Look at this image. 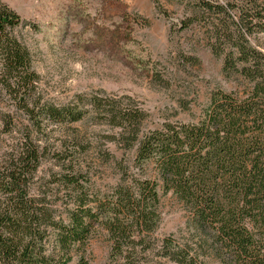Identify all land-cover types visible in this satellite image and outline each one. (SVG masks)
Masks as SVG:
<instances>
[{
    "label": "trees",
    "instance_id": "16d2710c",
    "mask_svg": "<svg viewBox=\"0 0 264 264\" xmlns=\"http://www.w3.org/2000/svg\"><path fill=\"white\" fill-rule=\"evenodd\" d=\"M193 14L182 29L203 19L223 73L246 90H216L198 121L146 130L149 114L129 96L43 101L31 53L15 33L26 23L0 0V88L14 109L0 113V264H89L88 246L100 230L110 241L107 264H205L206 253L222 264H264V52L251 42L264 34V0H199ZM91 114L113 129L109 141L134 151L133 163L117 162L119 180L106 191L90 184L91 143L81 132L73 131L64 150L42 140L48 124ZM47 156L59 170L37 192ZM161 192L186 209L187 241L156 239Z\"/></svg>",
    "mask_w": 264,
    "mask_h": 264
},
{
    "label": "rangeland",
    "instance_id": "374dc122",
    "mask_svg": "<svg viewBox=\"0 0 264 264\" xmlns=\"http://www.w3.org/2000/svg\"><path fill=\"white\" fill-rule=\"evenodd\" d=\"M2 1L26 23L15 33L31 53L39 75L37 92L43 101L65 105L78 102L81 96L87 104L96 94L129 96L148 112L145 129L149 130L164 122L198 121L216 90L240 94L246 90L240 78L223 73V58L207 45L201 17V25L182 29L199 0ZM216 1L224 4L230 0ZM251 42L264 52V34ZM0 111H14L12 100L1 88ZM47 128L42 140L52 150H64V144H71L69 136L75 130L91 143L90 184L97 191H106L118 182V161L133 163L134 151L109 141L106 136L113 129L99 122L96 114L82 122L48 124ZM107 150L113 159H105ZM58 170L56 160L47 156L34 191ZM147 171L154 173L152 166ZM161 195L156 239L172 236L187 241L191 228L186 209L171 193ZM109 251L108 235L100 230L88 246L89 264H107ZM204 259L205 264H222L208 253Z\"/></svg>",
    "mask_w": 264,
    "mask_h": 264
}]
</instances>
